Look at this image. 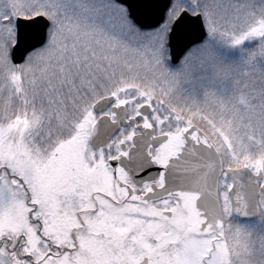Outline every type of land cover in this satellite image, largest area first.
I'll list each match as a JSON object with an SVG mask.
<instances>
[{"label":"snow or ice","instance_id":"obj_1","mask_svg":"<svg viewBox=\"0 0 264 264\" xmlns=\"http://www.w3.org/2000/svg\"><path fill=\"white\" fill-rule=\"evenodd\" d=\"M0 264H264V0H0Z\"/></svg>","mask_w":264,"mask_h":264},{"label":"rangeland","instance_id":"obj_2","mask_svg":"<svg viewBox=\"0 0 264 264\" xmlns=\"http://www.w3.org/2000/svg\"><path fill=\"white\" fill-rule=\"evenodd\" d=\"M217 45V47L220 45V44H216ZM221 47H226L225 45H220ZM248 47H249V45H248ZM240 51V49L239 48H229L228 49V52H230L231 54H233V53H236V52H239ZM216 52V56L219 54V52L218 51H215ZM238 57L239 56H237V55H233L230 59H229V62H233V66H235L236 65V63L238 62ZM198 94V93H197ZM196 94V95H197ZM195 95V96H196ZM195 96H194V98H195ZM243 226V225H242ZM245 227H250V228H258L259 226H260V222H259V220H256L255 222H250V223H248V224H246V225H244Z\"/></svg>","mask_w":264,"mask_h":264}]
</instances>
